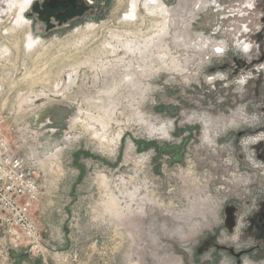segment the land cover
I'll use <instances>...</instances> for the list:
<instances>
[{
    "label": "rangeland",
    "instance_id": "1",
    "mask_svg": "<svg viewBox=\"0 0 264 264\" xmlns=\"http://www.w3.org/2000/svg\"><path fill=\"white\" fill-rule=\"evenodd\" d=\"M8 1L0 123L40 186L20 262L264 264V0Z\"/></svg>",
    "mask_w": 264,
    "mask_h": 264
},
{
    "label": "built area",
    "instance_id": "2",
    "mask_svg": "<svg viewBox=\"0 0 264 264\" xmlns=\"http://www.w3.org/2000/svg\"><path fill=\"white\" fill-rule=\"evenodd\" d=\"M39 196L40 186L35 176L13 152L0 123V229L13 246L25 242L30 252L38 250L41 244L32 215Z\"/></svg>",
    "mask_w": 264,
    "mask_h": 264
},
{
    "label": "crops",
    "instance_id": "3",
    "mask_svg": "<svg viewBox=\"0 0 264 264\" xmlns=\"http://www.w3.org/2000/svg\"><path fill=\"white\" fill-rule=\"evenodd\" d=\"M9 245H11V241L0 229V264H22L23 261H20L26 257V252L18 253L16 250L11 249Z\"/></svg>",
    "mask_w": 264,
    "mask_h": 264
},
{
    "label": "flooded vegetation",
    "instance_id": "4",
    "mask_svg": "<svg viewBox=\"0 0 264 264\" xmlns=\"http://www.w3.org/2000/svg\"><path fill=\"white\" fill-rule=\"evenodd\" d=\"M5 1L7 0H1L0 3L3 4L5 3ZM5 12H1L0 11V15L3 14ZM260 228V230L262 231V235L264 236V201L261 204L259 213H258V224H257Z\"/></svg>",
    "mask_w": 264,
    "mask_h": 264
},
{
    "label": "bare ground",
    "instance_id": "5",
    "mask_svg": "<svg viewBox=\"0 0 264 264\" xmlns=\"http://www.w3.org/2000/svg\"><path fill=\"white\" fill-rule=\"evenodd\" d=\"M10 1L11 0H9L8 2H7V6L8 7H10V6H12V4L10 3ZM21 1V0H20ZM13 4H14V2L16 3V0H12L11 1ZM30 3V2H29ZM160 3V2H159ZM28 4V3H27ZM23 6V5H22ZM156 6V5H155ZM160 7V6H159ZM12 8V7H11ZM22 9V8H21ZM22 12V11H21ZM18 16V15H17ZM21 18V21L24 19L22 16L20 17ZM1 19V18H0ZM17 21V20H16ZM12 27H9V28H7V30H5L6 31V33H10L12 30L14 31V29H11ZM37 41V40H36ZM34 46H35V44H34ZM34 48V47H33Z\"/></svg>",
    "mask_w": 264,
    "mask_h": 264
},
{
    "label": "trees",
    "instance_id": "6",
    "mask_svg": "<svg viewBox=\"0 0 264 264\" xmlns=\"http://www.w3.org/2000/svg\"><path fill=\"white\" fill-rule=\"evenodd\" d=\"M58 8L56 6L52 7L51 10L55 11L57 10Z\"/></svg>",
    "mask_w": 264,
    "mask_h": 264
}]
</instances>
